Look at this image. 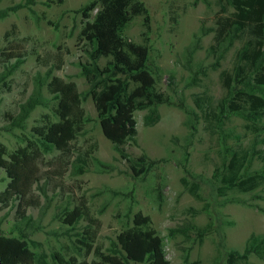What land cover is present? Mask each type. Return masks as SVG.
I'll return each mask as SVG.
<instances>
[{
    "label": "rangeland",
    "instance_id": "1",
    "mask_svg": "<svg viewBox=\"0 0 264 264\" xmlns=\"http://www.w3.org/2000/svg\"><path fill=\"white\" fill-rule=\"evenodd\" d=\"M24 1L0 0V7ZM89 1L36 0L30 8L21 7L0 19V73L3 62L8 59L14 62L18 53L23 55L22 63L5 79L9 89L0 84V141L9 151L25 146L30 154H37L41 176L38 183L32 185L31 192L37 196L41 208L28 206L27 213L35 224L40 223L42 227L33 231L31 226L24 227L23 222H17L18 201L15 199L6 207L0 205V234L17 235L16 228L19 227L26 231L29 240L41 243L40 247L31 244L29 247L35 252H46L48 261H51L49 254L52 251L82 259L85 251L80 249L77 252L73 233H81L87 221L82 219L70 229L56 215L62 206L72 207L75 199L84 195L90 214L100 222L95 244L101 245L104 253H111V241H115L121 230L132 226L133 214L141 211L150 217V225L161 238L164 256L170 264H227L229 251L241 252L251 233L264 234V180L248 190L227 187L219 192L215 188L221 185L218 182L220 175L227 177L231 173L227 168L232 157L231 149L237 150L234 168L238 170L234 171L238 175L244 172V151L249 149L253 137L238 115H229L218 130L204 119V111L216 109L217 101L226 93L221 73L231 70L240 42L235 41L218 66L213 68L214 55L208 52L213 43V32H209L201 37L200 47L187 66L185 49L191 43L193 33L200 24L215 27L216 16L220 13L216 0H138L149 15L145 42L148 47L147 68L157 78L155 90L168 96L167 103L158 105L160 118L153 125L144 123L147 109L133 112L137 133L122 146L131 158L144 154L148 161H152L146 172L133 176L128 163L103 135L93 101L86 94L81 106L88 120L72 144L75 148L88 150L95 143L93 156L112 164L110 171H99L95 163L89 161L83 173H74L70 164L77 153L74 151L63 176L53 172L62 154L53 147L42 150L40 137L33 130V127L45 123V114L51 120L58 119L54 112L56 99L45 84L41 87L43 104L34 107L22 128L7 131L9 123L3 118V112H17L19 104L33 88L32 76L36 73L43 77L50 68L49 77L54 75L72 81L80 93H86L88 83L80 64L89 61L86 52L89 46L78 37L84 23L78 10ZM98 8L99 5L91 11L90 19ZM231 10L228 7L226 13ZM144 29L143 15H136L123 34L141 43ZM6 31H10L9 36H5ZM59 59L61 66L57 68ZM106 60L100 58L98 64L103 66ZM196 96L201 98L203 109L195 105ZM210 127L217 132L211 133ZM225 134H228L227 138ZM263 147L262 143L256 145L261 151L253 157L247 170L261 167ZM7 181L4 169L0 168V190ZM194 183L198 184V197L188 190ZM182 223L199 228L210 225V229L201 239L196 229L190 231L188 238L178 232L170 234L171 228ZM216 230H220L223 236L222 246ZM92 257L90 253L86 259ZM128 264L141 263L129 261ZM237 264H264V260L250 254L245 262Z\"/></svg>",
    "mask_w": 264,
    "mask_h": 264
},
{
    "label": "trees",
    "instance_id": "2",
    "mask_svg": "<svg viewBox=\"0 0 264 264\" xmlns=\"http://www.w3.org/2000/svg\"><path fill=\"white\" fill-rule=\"evenodd\" d=\"M216 2L220 6V13L216 16L215 27L200 24L198 30L193 33L191 43L185 49L186 62L188 66L193 54L200 47L201 37L209 32H213V43L208 47V52L214 55L213 68L218 66L224 53L235 41L240 42L233 57L231 70L221 73L222 86L226 93L217 101L216 109L204 111V119L209 124H213L216 130L222 128L225 118L229 115L235 114L244 120L245 129L253 135L249 149L244 151L243 155V159L246 160L245 170L241 175L234 171L238 170L234 168L237 150L231 149L232 157L227 164L231 173L227 177L220 175L218 182L221 185L215 188L219 192L227 187L248 190L258 181L264 180V162L257 170H247L253 157L261 151L256 145L262 143L264 146V121H262L264 119V0H216ZM35 3L36 0H25L23 3L0 7V19L21 7H29ZM97 5L99 8L90 19V13ZM228 7L232 10L227 14ZM30 11L33 13L31 9ZM78 11L84 18L78 37L85 40L89 46V50L86 51L89 61L80 64L81 72L88 83L86 93H80L72 81H65L54 75L49 77L50 68L45 71L43 77L36 73L32 76L33 88L27 98L19 104L17 112H3V118L9 123L7 131L22 128L34 107L43 104L41 87L45 84L47 91L56 99L54 112L58 119L51 120L45 114V123L33 127V130L40 137L39 144L42 150L53 147L62 154L53 172L57 176H63L69 156H72L74 151L77 153L70 162L74 173H83L89 161H93L99 171H110L112 164L102 162L93 156L95 143H92L88 150L75 148L72 144L88 120L81 102L85 94L89 95L103 135L113 144L120 157L128 163L133 176L137 177L148 170L152 161H148L144 154L133 159L122 149V146L137 133L133 112L147 109L144 123L153 125L160 118L158 105L168 102V96L155 90L157 78L147 68L148 47L145 42L148 39L149 15L138 0H90ZM136 15H143L145 29L142 32L141 43L134 42L123 34V30ZM36 19L38 20L37 17ZM9 34L10 31L5 32V36ZM100 58L107 59L103 66L98 64ZM22 60L23 55L18 53L14 62H10L9 59L3 62L0 73L1 85L9 89L5 79L22 63ZM60 66L61 59L56 64L57 68ZM48 77L49 80L46 82ZM194 102L198 108L203 109L199 96L194 98ZM214 128L210 127L211 133L217 132L213 130ZM227 135L225 134L226 138ZM235 138L239 137L235 136ZM36 158L37 154H30L25 146H18L9 151L0 141V168L4 169L8 178L5 187L0 190V205L6 207L17 199V222H23L24 227L31 226L33 231L42 228L40 223L35 224L32 216L27 213L28 206L41 208L37 196H33L31 192L32 185L37 184L41 176ZM182 182L186 187L188 186L184 178ZM197 186L198 184L194 183L188 187L189 192L196 197H198ZM75 201L72 207L62 206L56 218H60L61 223L70 229L82 219L87 221L81 233H73L77 252L80 249L85 251L82 259L77 255L65 257L58 251H52L49 254L51 261H48L46 252L43 250L35 252L29 247V244L40 247L41 243L29 240L26 231L17 227V235L0 234V264H128L129 261L141 264H170L164 256L161 238L150 225L151 219L148 215L136 211L133 214L132 226L121 230L116 235L115 241H111L109 247L111 253H104L101 251V245L95 244L97 231L100 228L99 220L90 214L84 195L78 196ZM42 214L43 212L40 218ZM209 226L199 228L190 223H182L171 228L169 232L172 235L178 232L188 238L190 231L196 229L201 239L209 231ZM216 232L220 235L221 245L223 236L220 230ZM67 234L69 237L72 236L70 232ZM90 253L93 257L87 260L86 256ZM250 254L264 260V234L251 233L241 252L229 251L227 264L245 262Z\"/></svg>",
    "mask_w": 264,
    "mask_h": 264
}]
</instances>
